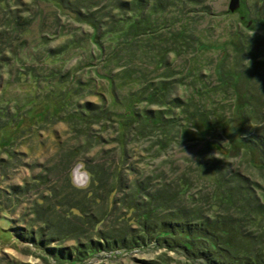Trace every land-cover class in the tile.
Wrapping results in <instances>:
<instances>
[{
    "label": "trees",
    "instance_id": "trees-1",
    "mask_svg": "<svg viewBox=\"0 0 264 264\" xmlns=\"http://www.w3.org/2000/svg\"><path fill=\"white\" fill-rule=\"evenodd\" d=\"M37 2L46 6L42 12L36 8V18L17 16L12 24H9V19L0 20V28H6L0 33V53L4 52L0 56V67H8V71L0 75V87L3 85L0 89V127L6 124L5 119L14 120L8 112V106L4 105L7 102L17 112H24V118L28 120L34 115V111L37 112L38 102H51L61 97L62 103L55 106L66 120L68 114L72 116L71 120L77 122L79 132L85 130L82 128L89 119L108 121L107 117L111 116L109 119L119 121L116 118L118 110L132 104L133 124L121 127L120 123L115 122L119 130L124 128L125 131L134 132L137 128V133L143 134L146 131L163 132L167 137L165 143L173 146L185 141L188 144L196 142L201 144L197 156L203 158V161H194L197 167V171L193 172L195 176L190 179L185 175L179 181L180 187L177 189V186L161 184V177H145L144 174L140 175L127 168L130 167L129 160L128 157L124 158L126 155L123 153L124 164L114 167L113 171L108 172V166H87V172L93 180L87 191L77 188L74 182L73 190L69 189L70 180L65 183V191L58 189L59 185L54 181L52 185H47L51 172L56 176L60 174V169H70L68 165L72 162L74 164L77 156L89 152L92 147L85 148L83 141L74 150L62 149L63 160L67 164L65 167L42 168L37 176L32 177L31 182L23 180L18 187L9 186V169L5 163L0 162V211L9 217L21 205H34L31 215L35 218L27 220L28 217L21 214L17 222L23 228H16V222L10 219L13 233H22L24 242L53 255L57 262H78L72 259L73 250L78 251V258H82L86 253L112 249L121 244L133 246L129 243L133 240L137 246L156 242L159 247L163 243L169 245V248H175L179 243L177 249L180 252L205 264H264V116L260 118V123H252L253 133H250L251 130L243 132L241 138L243 146L256 157L255 163L258 165H253L257 168L256 174L262 175L263 184L259 179L256 180L257 183L246 180L243 173H233L231 176L227 167L232 165L221 161L220 166L219 162L209 159L207 155L201 157L202 152L211 151L208 147L219 146L229 139L222 129L225 130V122L228 126L233 124V118L228 119V114L233 109L232 102L238 99L246 108L252 109L254 114L263 106L264 96L259 95V91L264 89V75L247 78L245 74H248L241 63L233 74L243 78L249 85L242 91L239 89L240 92L229 90V99H221L224 93L222 84L211 75L214 68L213 57L201 58L205 56L203 47L214 44L209 42L216 28L211 25V20L220 15L214 14L206 0ZM58 6L69 13L59 16L61 9ZM54 8L56 11H53ZM62 16H72L74 24L62 25ZM261 22L264 24L263 19ZM261 27L263 30V26ZM86 28L92 32L84 31ZM230 30L235 28L231 27ZM4 35L10 41L5 42ZM244 37L246 36L242 38ZM56 39L63 40L58 47H47V42H54ZM248 43L250 46L254 44L251 39L246 41V46ZM228 49L225 50V58L228 57ZM68 66L71 69L67 71ZM13 73L16 81H12ZM224 73L229 74L225 70ZM211 77H214L211 81L214 86L207 83ZM231 80L235 82V87L241 86L240 80H235L232 74ZM242 94L244 96L240 98ZM187 96L191 99L186 100ZM85 97L96 100L94 104L79 102ZM108 97L112 101L110 105H107ZM225 100L229 101L228 106L223 103ZM190 104L196 109L200 120L187 122L189 114L186 119L177 115L179 110L188 109ZM11 114L14 115L12 112ZM23 122L25 121H18L12 125L21 126ZM201 124L206 130L202 129ZM219 124L221 128L218 129ZM4 127L5 125L2 126ZM259 129L263 132L262 135H259ZM24 132L32 131L24 129L22 133ZM95 132L96 130L88 133L91 140L105 137L96 135ZM212 137H217L222 142L210 143ZM235 144V141L231 142L232 146ZM162 147L170 151L169 147ZM84 149L87 151L83 153ZM169 159L171 160V156ZM49 164L50 161L47 165ZM227 172L229 174L225 175ZM30 174L32 175V171ZM201 177L211 186L216 185L212 189L213 195L217 196L218 190L221 191L227 214H221L220 208L212 206L214 204L211 202L214 201L210 202V196L206 194L199 199L188 200L192 197L189 195L191 189L200 187V182L193 186L192 181L195 178L200 180ZM152 180L159 181L160 184L153 185ZM155 186L156 188H151ZM34 190H38L37 196H40L31 203L27 198L34 195ZM61 191L64 193L58 195ZM69 191L73 192L67 193ZM45 193L48 196L41 195ZM105 196L109 207L118 197L122 198L119 203L128 214L112 220V210L95 216L87 208L90 207L89 203L85 206L86 209L75 207L81 203L85 205L93 199L100 203ZM52 201L54 205H50ZM64 201H69L71 207ZM65 207L66 211H63ZM58 215L59 222L56 220ZM244 219L249 221L251 228L244 227ZM85 220L88 223L86 225L82 223ZM64 221L71 224L66 227L67 222ZM134 226L137 228L134 229ZM215 228L219 229L217 233L214 232ZM59 238L62 241H57ZM66 242L75 243L77 247L64 248ZM53 246L57 247L50 248ZM198 249L203 251L197 252Z\"/></svg>",
    "mask_w": 264,
    "mask_h": 264
},
{
    "label": "rangeland",
    "instance_id": "rangeland-1",
    "mask_svg": "<svg viewBox=\"0 0 264 264\" xmlns=\"http://www.w3.org/2000/svg\"><path fill=\"white\" fill-rule=\"evenodd\" d=\"M1 1L3 0H0V20L9 19V24H12V21L16 19L17 16L19 18H36V8H39L38 11H41L46 6V4H42V2H37L38 0ZM206 1L207 4L212 7L214 14L220 16H218V18H215V20H211V25H215L216 28L213 32L214 35L209 42L214 44L205 45L203 47L205 48L203 52L205 56L201 58L206 59V57H213L214 72L212 71L211 75H214L216 77V80L220 81V83L222 84L221 89L223 90V95L225 96L222 95L221 99H224L223 97L229 99V90L240 92V90L242 91L245 87H247V85H249V83H246L243 78L240 79V76H236V74H233L235 72V69L238 68L241 63H243L242 65H244L246 69L245 72H247L248 75L245 74V76H247V78L249 76L253 77L255 75H264V41H262L264 39V29L260 30L261 26H263L264 28V24L262 23L263 21L261 22L262 19L264 20V0H238L237 8H235L233 12H231L229 9L232 0ZM58 8L61 9L60 14L58 13L59 16H61L63 13H69L65 11V8H61L59 6ZM53 11H56L55 8L53 9ZM63 16L60 20L62 25L74 24L72 20L74 18L72 16L70 18H63ZM9 24L6 25L10 28L11 26H9ZM77 25L83 26L81 24ZM231 27H234L235 30H230ZM4 30H6V28H0V33H3ZM84 31L92 32L88 31L87 28ZM244 35L246 37L242 38ZM3 38L5 42L10 41L6 37V35H4ZM250 39L254 42V44L250 46L248 43L246 46V41H249ZM62 41V39H56L54 42L49 41L47 42L48 46L46 44L43 47V50L45 51L46 46L51 48L58 47ZM227 48H229V53L227 52L228 57L225 58V50ZM3 53L4 52H1L0 56H2L1 54ZM203 53L202 55H204ZM259 61H261L262 64ZM258 63H260V66L258 65ZM2 67L3 69L0 67V75L8 71V67ZM70 69L71 67L68 66L66 70L68 71ZM224 70L229 74H225ZM24 73L22 74L24 75ZM231 74L235 80H240V87L234 86L235 82H232ZM13 75L14 76L12 77V81H16L15 73H13ZM87 75L89 76V74ZM212 79L214 80V77H211L210 81L208 80L207 82L208 84H210V86H214L213 84H211ZM5 81L6 77L3 78V82ZM2 87L3 85H1L0 89H2ZM119 92L121 93V90ZM259 92V95L264 96V89H262V91L260 90ZM120 93H118V95H120ZM244 93L246 94V91ZM1 94L2 93L0 91V95ZM36 94L37 93H35L34 96H36ZM243 96L244 95L242 94L240 98H242ZM1 99L2 96H0V100ZM185 99L190 100L191 98L187 96V98ZM95 100L96 99L94 98L85 97L82 101L79 102L84 104H94ZM262 101L263 106L261 105L255 114L252 109L246 108L242 103L238 101V99L232 102L234 103L233 105L231 104L233 109L232 112L228 114V119H230L229 117L233 118V124L231 125L232 127L228 126L225 122L223 124L225 130L222 129L224 135H227L229 139H227V142L219 146L215 145L213 147H208L211 151L206 153L202 152L201 157L203 155H207L209 159L213 158L216 162H219L220 166L222 165L221 161H223V163H226L227 165H232L231 167H227L228 172L233 170V173H243L242 175L246 180L255 182L257 179H259V182L263 184L261 177L262 175L256 174L257 168H255L254 165H258V163H255V155H252L253 153L250 154L248 150L243 146V143L241 141L243 132L246 133V131L251 130L250 133H253L252 129L254 128V126H252V123L256 124L261 122L260 118L264 116V97L262 98ZM57 103H62L61 97L59 98V100H52L51 102H41V104L38 102L37 105H39V108L37 112L34 111V115L30 116V119L28 120L24 118V112H17L15 110V107L8 104V102L7 104H4L8 106V112L14 120L12 121L10 119H5L7 122L6 124L2 125H5V127H0V162H2V164L5 163V166L8 167V177H10V179H14V181L11 183L12 186H20L21 181L23 180H25V182L27 183L31 182L32 177L37 176L40 173L39 171L37 172L35 170L36 168L44 167L45 169H47V167H50L51 169L53 167L57 169L59 167H65V165L67 164L63 160V153H61L62 149L71 148L72 150H74L79 146L80 143H82V141L84 142L83 145H85V148H90V146L92 147L89 152L85 155L80 154L79 156H77L74 164L72 162L71 165H68V167H71L70 169L65 171L63 169H60V174H57L56 176L54 175V172H51L50 180L59 185L58 189H63L65 191V183H67V180H70L71 186L69 187V189L73 190V174L79 167H81L77 170L79 175H82L83 173L87 174V166L90 164V168L92 167V164L97 166L101 165L102 167L108 166V172L113 171L114 167H117L118 165L123 163V153L124 156L126 155L124 158L126 159V157H128L129 160L130 167L127 168L134 170L140 175L144 174L145 177H151V175L155 177H161V184H166L168 186L172 185V187L177 186L178 189L179 181L183 179L185 175L190 179L195 176V173L193 172L197 171V167L196 165H194V161L197 163L201 159L197 156L198 151L201 149V144H198L196 142L188 144V142L185 141L183 142V144L173 146L170 143H165L167 137H165L166 134H163V132L154 133L153 131L149 133L147 131H144L145 133L143 134L142 132L137 133L139 130L137 131V128L135 129L136 126H134L133 128L135 129L134 132L125 131L124 128L119 130L118 127L115 126V122L120 123L121 127L122 125H126L128 127L132 126V104H128L126 108H123L120 111L117 109L118 112L116 113V118H118L119 121L109 119L111 116L107 117L109 122L104 119L95 121L89 119V122L85 123V127L82 128V130H85L79 132V129L76 125L77 122L71 120L72 116L70 117L69 114L67 115L68 119L66 120L63 117V113L60 112V110L55 106ZM111 103L112 101L108 97L107 105H110ZM223 103L226 106L230 104L228 100H225ZM184 111L186 113H183ZM195 111L196 109L190 104V107L188 109L179 110L177 112V115L181 119H186V115L189 114L188 118L190 119L186 120L187 122H192L194 120L198 121L200 120V118L198 117V115H196L197 112ZM11 112L14 113V115H12ZM22 120H24L25 122H23L21 126L12 125ZM10 121H12L13 123L8 124L7 126V123ZM184 121L185 120H183V122ZM220 125L221 124L218 125V129L221 128ZM201 127L203 130H206L204 129V126L202 124ZM24 129H27V131L28 129H31L32 132L22 133ZM94 130H96L94 134L105 136L102 137L104 140H91L88 133H92V131ZM262 131H264V128ZM262 131L259 129V135H262ZM199 132L200 130H198V133ZM213 135L215 136L216 133H214ZM230 140L231 142L235 141L236 144L232 146ZM211 141L213 143L222 142V140H220L219 142L217 137H212L210 143H212ZM59 143L60 146H58ZM126 143L130 145L127 146ZM160 143L165 145L166 148L169 147L170 151L163 148V145ZM86 151L87 149H84L83 153ZM170 156L171 160L169 159ZM202 159L201 161H203ZM14 160L16 161V164ZM48 161H50L49 166L47 165ZM86 163L87 165H85ZM249 164L251 167L254 164V167H249ZM225 167L223 168L225 169ZM29 169L32 171V175L30 174L31 171H29ZM127 172L130 173L129 171ZM228 172L225 175H228ZM233 173H230L231 176L233 175ZM87 176L88 179L86 182L83 180V178L79 180L80 183H84L82 186H77L74 183L75 186L82 190H89L88 187L91 182H93V180L91 179L92 177H90L89 173L87 174ZM126 177H128V175H126ZM129 180L131 181V178H129ZM152 181L153 185L158 186L160 184L159 181ZM192 182L193 186L195 185V183L200 182L198 184L200 187H193L191 189L189 195H192V197L188 196V200H192L194 198L199 199V197L206 194L207 196H210V202L214 201L211 202L214 204L212 206L216 205L218 208H220L221 214H227L226 210L224 211V206H226V204H224L223 202V197L220 194L221 191L219 192L218 190L217 196L213 195L214 193L212 189L215 188L216 185L211 186L204 177H201L200 180L195 178V180ZM156 186L151 188L154 189L156 188ZM43 191L45 192L46 190ZM70 192L73 191H69L67 193ZM150 192H152L151 189ZM200 192H202L203 194H199ZM41 195L48 196V194L46 193ZM30 196L31 197H28L27 200L31 203H34L38 200L37 197H39L40 195ZM220 197H222L221 200ZM61 199H63V197ZM203 200L206 201V198H204ZM120 201H122V198L118 197L112 204V206L109 207L108 199L105 196L101 198L100 203H96V199H93L89 202H86L85 205L81 203L80 205H75V207L86 209L89 203L90 207L87 208L88 210H92V215L95 216L110 213V211L112 210L113 212L110 216V219L112 218L113 220V218H118L119 216L128 214L127 210L122 206V204L119 203ZM64 203H67V205L71 207L69 201H64ZM52 204L54 205L53 201L50 205ZM31 205H21V207L18 208V210L13 211V214L9 217H7L3 212L0 211V264H80L83 259L86 262L90 261L89 263L87 262V264H205L201 260L191 259L188 256H185V253L180 252L177 249L179 248V243V245L177 244L175 248H169L167 247L169 245L166 246L165 244L163 245V243L160 244L161 246L159 247L156 242L145 244V246L141 248L142 250H137L142 245L130 246L121 244L120 246H118L119 248H114L112 250L108 249L109 251L107 252L100 251L97 253H86V256L82 258L77 257L76 254L78 253H73V256L76 258L74 260L78 262H57L53 255L51 256L48 252L40 251L30 243L24 242V240H22V233L17 232L14 234L12 231L13 223L10 221V219L16 222V228H23L22 225H19V223L17 224V222H19L20 220L21 214L27 216V220L35 218L34 215H31V208L34 207L33 204ZM108 208H110V210H108ZM65 209L66 207L62 210L66 211ZM97 210L99 211V213H97ZM210 213L212 214V212ZM59 215L62 216V213H59ZM59 215L56 219L58 222L60 220ZM64 222L66 223L67 221ZM82 223H84V225L88 224L86 220L82 221ZM70 224L71 223L67 222L65 226L68 227ZM136 228L137 226H134V229ZM246 228L251 227L247 226ZM134 229L133 232L136 233V230ZM55 247L57 246H53L50 248ZM63 247L74 248L77 247V244L69 242ZM127 249L130 251H126ZM199 251L203 250L198 249L197 252ZM113 252L114 254H112Z\"/></svg>",
    "mask_w": 264,
    "mask_h": 264
},
{
    "label": "bare ground",
    "instance_id": "bare-ground-1",
    "mask_svg": "<svg viewBox=\"0 0 264 264\" xmlns=\"http://www.w3.org/2000/svg\"><path fill=\"white\" fill-rule=\"evenodd\" d=\"M260 30H262V27H260ZM94 120H96V119H94ZM42 168H44V167H39V168H36L35 170L38 172V171H40V170H42ZM231 173H233V171L231 170L230 171ZM125 175V174H124ZM14 181V179H10L9 178V180L7 181V183L9 184V185H11V183ZM53 184V181H51V180H48L47 181V185H52ZM46 185V186H47ZM30 187H31V185H30ZM64 193V191H61V193H59L58 195H60V194H63ZM33 194L34 195H38L39 194V192H38V190H34V192H33ZM24 218V217H23ZM27 218V217H26ZM23 221H24V219H23ZM243 225H244V227H247V226H249V225H251L250 223H249V221H247V219H244L243 220ZM219 231V229H217V228H215L214 229V232L215 233H217ZM140 239V238H139ZM57 241H62V238H59ZM131 241H132V243H131ZM130 244H132V245H134L135 244V241H133V240H130ZM145 245H142L139 249H137V250H142L141 248H143ZM115 249H117V248H119V247H114ZM114 248H112V249H114ZM112 249H109V250H112ZM145 249V248H144ZM84 250V249H83ZM108 249H101L100 251H105V252H107V251H109ZM100 251H98V252H100ZM126 251H130V250H126ZM78 251H75V250H73V252H72V255H73V253H77ZM97 253V252H96ZM129 253H132V252H129ZM112 254H114V252L112 253ZM76 255H78V254H76ZM72 259H76L74 256H72ZM88 263L90 262V261H87ZM87 262L83 259L81 262H80V264H87Z\"/></svg>",
    "mask_w": 264,
    "mask_h": 264
},
{
    "label": "water",
    "instance_id": "water-1",
    "mask_svg": "<svg viewBox=\"0 0 264 264\" xmlns=\"http://www.w3.org/2000/svg\"><path fill=\"white\" fill-rule=\"evenodd\" d=\"M237 4H238V0H232V1H231V4H230V6H229V9H230L231 12H233V10H234L235 8H237ZM79 168H81V167H79ZM79 168H78V169H79ZM78 169H77V170H78ZM77 170H76V172L73 174V181H74V183H75L77 186H82L84 183H80L79 180H80L81 178H83V180L86 182L87 179H88V176H87L86 173H83L82 175H79L78 172H77Z\"/></svg>",
    "mask_w": 264,
    "mask_h": 264
}]
</instances>
